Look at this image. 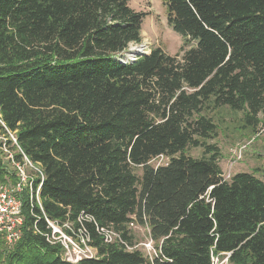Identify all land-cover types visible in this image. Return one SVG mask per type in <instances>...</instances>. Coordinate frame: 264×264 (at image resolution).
Masks as SVG:
<instances>
[{
  "label": "trees",
  "instance_id": "1",
  "mask_svg": "<svg viewBox=\"0 0 264 264\" xmlns=\"http://www.w3.org/2000/svg\"><path fill=\"white\" fill-rule=\"evenodd\" d=\"M164 2L183 54L154 47L123 63L145 15L129 0H0V136L44 173L43 209L23 192L21 238L0 236V264H264V180L225 178L207 113L228 107L251 134L264 127V0ZM17 178L0 148V182ZM45 215L85 228L97 256L65 260Z\"/></svg>",
  "mask_w": 264,
  "mask_h": 264
},
{
  "label": "rangeland",
  "instance_id": "2",
  "mask_svg": "<svg viewBox=\"0 0 264 264\" xmlns=\"http://www.w3.org/2000/svg\"><path fill=\"white\" fill-rule=\"evenodd\" d=\"M129 4L136 11L145 13L142 23V40L139 43H130L125 51L115 57L116 59L123 61L128 56L131 46H141L146 53L154 47H161L172 55L183 54L184 50L181 51V47L184 38L169 24L168 9L164 0H129ZM196 43L195 40H192L185 46V50ZM207 113L218 125V135L216 138L210 139L209 143L215 144L219 148L220 165L225 178L229 179L241 171H257V175L264 180V127L258 128L259 131L256 134H251L250 130L242 128L243 112H234L228 107L210 110ZM187 151L194 157L204 154L203 147H190ZM166 161L167 158L160 156L152 160V163L158 165ZM137 173L140 174L141 170L138 169ZM148 231L146 226H134V233L139 245L148 240ZM76 232L81 237L80 231ZM148 250L146 251L152 255L155 253L152 249ZM212 260L215 264H228L226 257L213 256Z\"/></svg>",
  "mask_w": 264,
  "mask_h": 264
},
{
  "label": "built area",
  "instance_id": "3",
  "mask_svg": "<svg viewBox=\"0 0 264 264\" xmlns=\"http://www.w3.org/2000/svg\"><path fill=\"white\" fill-rule=\"evenodd\" d=\"M145 53V52H144ZM135 56L132 60H136ZM125 62V61H124ZM131 62V61H130ZM127 63V61L125 62ZM14 143L16 138L11 134ZM3 139V140H2ZM2 146L0 148L7 154L11 164L15 167L18 178L15 182H0V236H3L9 246L15 245L21 238V225L24 221L22 214L23 200L22 194L25 190L29 193L31 204L37 203L42 208L41 188L44 179V173L36 166L24 153L23 160H16L14 150L10 148L7 138L0 136ZM163 157V156H162ZM40 177L41 182L35 187V180ZM43 209V208H42ZM45 220L49 232L43 233L46 239L53 244H61L63 246L62 257L70 262L76 263L83 258H92L97 256V250L90 243V235L85 228L76 230L69 221H59L49 218L45 215ZM71 230V233L67 231ZM80 231L81 237L79 233ZM99 232L103 234L106 242L119 241L132 250L136 246H130L121 236V234L110 227H101ZM79 236V237H78ZM148 251L152 249L155 253L153 240L142 242ZM150 253V252H149ZM229 254L225 257L228 260ZM215 264V262H213ZM225 264V263H224Z\"/></svg>",
  "mask_w": 264,
  "mask_h": 264
},
{
  "label": "bare ground",
  "instance_id": "4",
  "mask_svg": "<svg viewBox=\"0 0 264 264\" xmlns=\"http://www.w3.org/2000/svg\"><path fill=\"white\" fill-rule=\"evenodd\" d=\"M143 52L145 51L143 50L141 46L139 47L131 46L130 52L124 60H127L130 62L136 55L143 53Z\"/></svg>",
  "mask_w": 264,
  "mask_h": 264
},
{
  "label": "water",
  "instance_id": "5",
  "mask_svg": "<svg viewBox=\"0 0 264 264\" xmlns=\"http://www.w3.org/2000/svg\"><path fill=\"white\" fill-rule=\"evenodd\" d=\"M149 53H150V52H148V53H146V52L144 53V52H143V53H140L139 55H144V54H149ZM133 61H135V60H131V62H133ZM122 62L125 63L124 61H122Z\"/></svg>",
  "mask_w": 264,
  "mask_h": 264
}]
</instances>
